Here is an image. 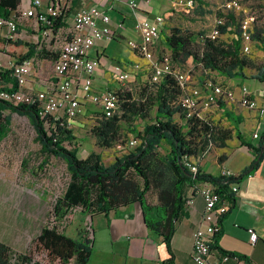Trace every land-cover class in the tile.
<instances>
[{
    "label": "trees",
    "instance_id": "trees-1",
    "mask_svg": "<svg viewBox=\"0 0 264 264\" xmlns=\"http://www.w3.org/2000/svg\"><path fill=\"white\" fill-rule=\"evenodd\" d=\"M16 3V0H1L0 14L5 15L6 8L14 9ZM225 17L218 26L220 34L235 24L231 13ZM200 39L197 44L190 33L177 27L169 28L164 43L170 60L180 67L190 58L203 70L215 71L228 78L243 76V69L253 68L256 78L264 83V63L258 67L242 54L237 37L233 36L228 43L219 40V37L209 39L201 36ZM7 41L6 51L16 54L19 41ZM32 54L33 49L28 47L20 58ZM36 55L43 57L44 53L37 52ZM12 88H15V83ZM179 95L175 80L167 75L158 82L146 80L136 91V97L123 88L115 89V112L109 117L96 114L89 133L94 145L100 149L121 143L126 133L135 135L136 144L106 166L101 163L98 153L91 151L84 158H79L74 150L63 147V141L72 139L69 130L57 127L55 137L53 133L47 135L42 120L31 106H10L0 100V138L9 121L8 116L3 117L1 114L8 109L28 119L42 153L64 162L69 179L63 193L52 206V214L58 221H64L68 212L75 208L80 210L82 216L90 218L95 213H105L119 205L137 201L142 210L152 215L145 218L146 225L161 236L167 257L160 264H173L170 238L174 223L180 216L183 187L193 188L196 183L206 182L213 186L220 201L230 202L226 210L218 215L220 224L234 201V194L229 191L228 184L238 183L246 177L264 153L261 151L262 140L255 146L245 141L235 120L234 136L252 152L250 164L239 174L230 177L205 173L198 167L194 173L190 172L183 164L184 157H195L210 147L225 146V141L231 138V131L218 127L208 119H185L182 108L177 104ZM174 114L182 119L181 124L173 120ZM136 119L144 122L141 131L132 125ZM121 123L126 125V132L121 128ZM162 145L165 148L160 156L158 149L163 148ZM151 189H154L156 196L153 205L146 204L144 197ZM56 229V226L41 227L38 234L29 240L24 252H16L0 242V264H86L90 251L89 238H74ZM218 233L219 229L212 237Z\"/></svg>",
    "mask_w": 264,
    "mask_h": 264
},
{
    "label": "crops",
    "instance_id": "crops-1",
    "mask_svg": "<svg viewBox=\"0 0 264 264\" xmlns=\"http://www.w3.org/2000/svg\"><path fill=\"white\" fill-rule=\"evenodd\" d=\"M133 1L136 3L135 12L127 5L128 0H88L108 16L109 27L114 31L111 41H97L90 51V56L97 57L99 60V64L92 75V83L97 86L92 87L94 91L105 88H123L124 84L127 83L118 84L113 80L111 72L113 64H118L131 72L128 82H135L138 77L146 75L145 60L138 56L126 43L129 40L135 43L139 42V36L133 28L135 18H152L153 16L162 18L159 24L158 38L154 41L152 48L154 55L163 52L168 53L164 37L168 34L169 28L173 27L174 15L177 14L174 0H159L156 6L151 3V0ZM20 3L21 6H24L26 0H20ZM157 8L164 13L156 12ZM17 29L18 38L16 40L20 44L16 54L13 51H6L8 41L2 37L0 31V54L3 57L0 60L4 63L7 58H20L28 47L32 48V55L37 61L36 75L33 74L28 78L26 87L40 88L46 78H43L46 73L44 64L50 61L53 53L45 49L37 50L35 48L31 37L33 25L30 20L19 19ZM260 47L261 49L255 55L264 59V41ZM37 52H43V57L36 55ZM134 62L140 65L137 72L131 68V64ZM215 73L216 76H212V80L231 88L235 94H237L240 85L248 86L249 90L256 93L264 87V83L256 78V74L255 76H248L244 70H242L243 76H238L240 81L237 84L233 78ZM2 74L0 88H7L14 83L8 73ZM48 77H50L49 71ZM205 77H198L191 83L200 84ZM245 82H248L249 85H246ZM257 83H260V88L256 87ZM255 100L258 104L264 105V99L258 95H256ZM84 102L85 100H80V106ZM86 103L90 102L86 101ZM90 104L95 107L92 103ZM96 110L95 115H98L100 112L97 106ZM84 111L85 109L81 115ZM203 114L211 121L219 118L226 120V123H230L232 128L234 121L237 120L243 139L253 146L262 140L261 151L264 152V127L259 125L256 127L257 115L254 110L242 108L235 103L220 101L216 106H211L205 110ZM255 130L258 137L253 139L251 134ZM129 134L126 133V136ZM105 150L106 155L109 152L112 154L114 151L110 148ZM81 151L88 154L92 149L90 148L89 151L82 149ZM252 158V152L241 145L233 135L225 141V146L212 147L197 161L196 165L201 171L212 175H218L223 170H228L235 176L250 164ZM206 165L211 171H204ZM237 186L233 205L219 224V233L214 237L211 236L210 252L205 264H264V153L257 166L240 180ZM192 190L193 188L188 186L183 187L180 216L174 223V230L170 238L173 264H194L190 258L192 234L196 228H203L200 224V217L204 203ZM144 197L146 204L153 205L156 203L155 194L150 200L146 198V194ZM225 202L224 207L227 208L230 202ZM149 216H152L151 213L142 210L141 204L137 201L119 205L105 213L93 214L88 223L90 251L86 264H160L164 261L167 255L161 236L146 225L145 218ZM247 228L252 229L256 234L257 239L253 244L247 240ZM73 231L71 237L83 236L81 230L76 226ZM28 239L30 238H7L2 243L16 252H24ZM223 256H227L225 261L221 260Z\"/></svg>",
    "mask_w": 264,
    "mask_h": 264
},
{
    "label": "built area",
    "instance_id": "built-area-1",
    "mask_svg": "<svg viewBox=\"0 0 264 264\" xmlns=\"http://www.w3.org/2000/svg\"><path fill=\"white\" fill-rule=\"evenodd\" d=\"M1 1V0H0ZM14 9L6 8V14H0V31L6 40L18 38L17 21L30 20L33 25L32 40L37 50L45 49L53 53L49 61L50 77L45 78L40 88H27L28 78L36 75L37 61L34 55L26 58H7L0 60V74L8 73L15 83L7 88H0V100L10 106L27 105L33 107L36 116L42 120L46 134L56 136L57 127L68 129L78 115L80 100H85L97 106L103 117L112 115L117 106L115 89L94 91L91 87L92 75L99 60L90 56L95 42L111 41L114 31L109 27L108 16L94 3L88 0H26L21 6L16 0ZM192 0H185V6H190ZM127 5L136 11V3L128 0ZM229 10L238 6L235 0L225 4ZM160 16L152 18H135L133 28L139 36V42L127 41V45L146 62L148 81L158 82L163 76L172 77L179 90L177 101L182 108L184 118L195 117L207 119L203 112L220 101L235 103L242 108L254 110L257 115L256 127H264V105L258 104L256 95L264 99V87L256 93L245 85H240L237 94L222 84L216 83L211 77H205L202 83L194 85L188 78L187 72L174 64L169 53L154 55L152 45L158 38ZM224 21V16L218 17L209 34L204 37L214 39L220 35L218 26ZM252 16H244L239 21L235 34L240 42V52L249 53L252 40L250 24ZM131 68L137 72L140 65L136 62ZM113 80L118 84L128 82L131 72L118 64L111 67ZM205 73L210 72L204 70ZM120 89V88H116ZM124 89V88H123ZM253 139L258 137L256 130L251 134ZM136 144L135 138H129L124 146H117L125 151ZM183 164L194 173L196 164L190 157H184ZM221 176H233L228 170H223ZM238 183L230 182L228 189L233 194L237 191ZM193 193L203 201L200 224L203 228H196L192 234L190 258L194 264H205L210 252V240L214 232L219 229L218 215L226 210L225 201H220L211 184L201 182L195 184ZM248 242L253 244L257 237L250 228L246 229ZM227 256L221 258L225 261Z\"/></svg>",
    "mask_w": 264,
    "mask_h": 264
},
{
    "label": "rangeland",
    "instance_id": "rangeland-1",
    "mask_svg": "<svg viewBox=\"0 0 264 264\" xmlns=\"http://www.w3.org/2000/svg\"><path fill=\"white\" fill-rule=\"evenodd\" d=\"M229 1L192 0L190 6H185V0H174L177 14L174 15L173 27L190 33L195 37V42L198 44L200 43L201 36L209 34L215 20L219 16L226 18V14L231 13L234 17L235 24L229 26L228 30L225 28L227 31L218 36L219 40L228 43L237 33L239 21L244 16L251 15V51L245 55L259 67L264 63V59L255 55V53L261 49L260 45L264 41V0H235L238 8L235 7L232 10L225 7V4ZM158 2L159 0H151L154 6ZM156 12H160V14L164 13L159 8H157ZM0 59H3L1 54ZM49 68V62H46L44 64L46 73L43 78H47ZM180 69L187 72L190 81H195L198 77L216 76L215 71L205 73L190 58L186 59L180 65ZM243 70L248 76H255L256 74V70L253 68H245ZM232 78L236 84L240 81L238 76ZM147 79V75L138 77L135 82L125 83L123 88L130 91L133 97H136V91L139 86ZM245 83L249 85L248 82ZM91 87L97 86L91 82ZM256 87L260 88V83H257ZM84 109L85 111L81 115ZM78 110L79 113L75 117L74 122L67 129L72 139L63 141V147L74 150L77 157L81 158L87 155L81 150L85 149L89 151L91 148L92 152L99 154L100 161L103 165H109L114 160L113 157H119L124 152L122 149H118L117 146H124L126 141L135 135L130 133L128 136H125L121 143L110 147V149H114L112 154L108 151L109 153L106 155L104 151L107 148H97L94 145L93 137L89 133V128L94 123L96 117V106L93 107L85 101ZM1 116H8L9 121L0 138V242L7 240V238L31 239L44 226H56V230L62 231L68 236L73 235V228L76 226L81 230L83 236L88 237L89 217L82 216L78 208L68 212L66 219L61 222L52 214V206L55 200L63 193L64 187L69 179L64 162L60 158L40 151L39 143L35 139V132L25 116L17 115L8 109L3 110ZM173 120L180 124L183 122L175 114ZM212 121L222 129H229L231 136L234 135V129L230 127V123H226V120L219 118L217 120L212 119ZM143 123V121L136 119L132 122V125L137 131H141ZM121 128L124 132L127 131L124 123H121ZM162 147L158 149L160 156H162L165 148L163 145ZM132 148L133 146L130 149ZM211 148L202 154L190 157V161L196 164ZM204 171L211 170L206 165ZM154 194V189H151L146 193V198L150 200ZM30 239L26 242V246ZM26 246L24 251L26 250Z\"/></svg>",
    "mask_w": 264,
    "mask_h": 264
}]
</instances>
